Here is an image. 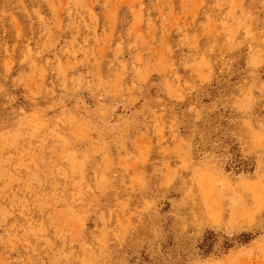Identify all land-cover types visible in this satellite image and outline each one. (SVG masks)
<instances>
[{"label":"rangeland","instance_id":"1","mask_svg":"<svg viewBox=\"0 0 264 264\" xmlns=\"http://www.w3.org/2000/svg\"><path fill=\"white\" fill-rule=\"evenodd\" d=\"M0 264H264V0H0Z\"/></svg>","mask_w":264,"mask_h":264}]
</instances>
